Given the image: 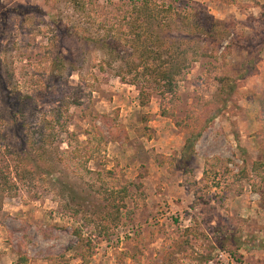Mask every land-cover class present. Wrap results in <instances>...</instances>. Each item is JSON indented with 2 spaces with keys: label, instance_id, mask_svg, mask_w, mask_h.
<instances>
[{
  "label": "rangeland",
  "instance_id": "374dc122",
  "mask_svg": "<svg viewBox=\"0 0 264 264\" xmlns=\"http://www.w3.org/2000/svg\"><path fill=\"white\" fill-rule=\"evenodd\" d=\"M79 1L0 0V264H264V0ZM200 12L218 40L196 27L176 93L141 105L98 43L156 49Z\"/></svg>",
  "mask_w": 264,
  "mask_h": 264
},
{
  "label": "trees",
  "instance_id": "16d2710c",
  "mask_svg": "<svg viewBox=\"0 0 264 264\" xmlns=\"http://www.w3.org/2000/svg\"><path fill=\"white\" fill-rule=\"evenodd\" d=\"M74 6L77 9L84 10L85 9V2L79 1V0H72ZM138 8H134L135 15H137L138 18H141V20L136 19L137 21L144 22L146 25H148L150 29L151 37H155L156 33L154 35V30L157 28V21L159 19L158 13L155 11L150 10V5L147 1H140L138 3ZM15 11H17L18 14L25 15V13L32 12L33 10L30 8H22L21 6H17L14 8ZM149 11V13H148ZM190 18V17H189ZM187 18V19H189ZM191 19V18H190ZM156 22V23H154ZM170 22V21H169ZM136 24V23H134ZM163 24V23H162ZM166 24V23H165ZM170 23H169V30H170ZM186 25V24H185ZM165 26V25H164ZM191 26H193L195 31H183L179 33H168L165 29H163L162 34L163 37L160 38L159 36V44L158 48H153L152 44L149 42L150 40L153 41V39L150 38H143L136 32L137 39L136 42H140V44L133 43L132 49H129L127 47H123L120 43V41L116 39H109L106 40L103 39L98 44L101 48L105 49V51L110 52L109 54L115 55L116 58H119L121 61L125 62L126 64V70L129 72V74L135 73L130 83L139 86V81L142 79L144 81L143 85L140 84L139 86V96H140V103L143 106H146L150 103L152 97L154 94L164 98L167 94H173L176 93V90L178 88V77L182 74V72L188 68V63H184V59L187 58V54L189 50H191L193 47V44L197 43L199 41V38L204 33H201L200 35H197L196 27L197 29L201 28L198 26H203L202 31H205V35L209 39L217 41L219 34H221V30L219 28H224V26L221 25V22H216L212 19V17L204 12H200L198 15V19L196 18L195 21L191 23ZM219 26V27H218ZM133 34H135V29L133 28ZM200 31V32H202ZM199 34V33H198ZM92 40V39H91ZM96 42V41H95ZM237 41H232L228 45V49L231 48L233 45H235ZM137 52V54H136ZM114 56V57H115ZM131 57V60H134L132 62H129V58ZM139 60V61H138ZM153 62V65H150L149 63ZM187 62V61H186ZM241 68L243 69L240 77L244 78L245 76H248L251 74L253 68H255V65H251V61L247 60L243 62ZM121 78L124 80V75L119 74ZM223 78L220 79L221 84L224 83ZM231 90H235L234 85H229ZM149 89V90H148ZM223 92L226 96H228V87L227 85H222ZM222 95V94H221ZM226 102L225 100L223 101ZM263 105L261 106V113H260V119L262 120V132L264 133V100ZM162 113L164 115H169L166 110H162ZM213 119V117H208L205 121L207 123L210 122ZM176 124L179 126L184 125L185 122L176 119ZM206 129V126L200 125L197 127H194V129L191 131L190 136L185 141L184 150L186 149H195V144L198 142V140L201 138L202 133ZM97 136H100V139H104L105 136H102L101 133H99V129L97 130ZM100 142V140H99ZM99 144V143H98ZM15 184V183H14ZM3 204V197L0 196V208ZM27 262V257L20 256L19 263L24 264Z\"/></svg>",
  "mask_w": 264,
  "mask_h": 264
}]
</instances>
